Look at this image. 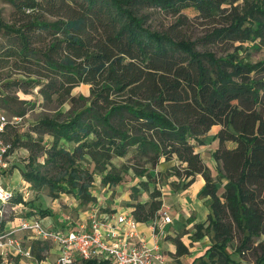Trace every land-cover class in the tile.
Here are the masks:
<instances>
[{
	"label": "trees",
	"instance_id": "16d2710c",
	"mask_svg": "<svg viewBox=\"0 0 264 264\" xmlns=\"http://www.w3.org/2000/svg\"><path fill=\"white\" fill-rule=\"evenodd\" d=\"M7 1L13 11L11 20L0 17V93L37 89L47 102L74 103L40 117L32 127L36 135L11 138L14 124H7L3 136L11 151L17 146L30 151L24 178L48 186L53 197L71 192L84 204L95 199L97 170L105 172V183L121 182V175L109 170L114 156L131 153L136 174L149 180L154 175L147 162L155 166L162 157H175L179 165L172 172L183 180L181 188L201 173L205 183L199 193L212 199L208 218L196 223L192 236L215 231L201 264H243L228 250L235 232L241 233L240 251L264 232V57L253 61L230 48L240 39L245 48L249 39L260 38L264 45V0L241 5L239 0ZM188 7L214 24L200 39L205 48L182 34L190 21ZM160 14L174 20L153 25ZM83 82L90 84V95L74 94ZM30 100L0 95V104L13 115L25 114L27 107L19 103ZM215 124L219 128L209 133ZM45 134L52 136L49 142ZM206 135L218 139L216 172L197 150ZM132 198L135 218L153 224L163 205L161 190L153 189L147 200ZM4 224L0 219L1 228ZM173 240L177 254L188 251L181 235ZM30 245L37 260L46 258L49 241L33 238Z\"/></svg>",
	"mask_w": 264,
	"mask_h": 264
},
{
	"label": "rangeland",
	"instance_id": "374dc122",
	"mask_svg": "<svg viewBox=\"0 0 264 264\" xmlns=\"http://www.w3.org/2000/svg\"><path fill=\"white\" fill-rule=\"evenodd\" d=\"M244 0H239L236 3L241 5ZM235 3V4H236ZM245 6V3H244ZM13 11V5L7 0H0V17H3L6 20H11V13ZM239 11L242 13L244 9L241 8ZM190 16V21L186 25V27H182V34L192 39H195L198 42L199 48H205V45L201 43V38L207 34L212 28L214 24L208 23L201 17L196 16V9L194 7H188L184 10ZM174 20V17L171 15L160 14L154 18L152 21L153 25L156 26H166L170 22ZM1 39V36H0ZM260 38L249 39L248 43L250 46L247 48L242 47L241 45L245 44V40H238L234 45L231 46L230 51H237L240 55H248L249 59L256 61L262 59L264 57V45L258 44ZM253 43H257L253 45ZM237 48V49H236ZM215 50H217L218 54H222L224 52L220 51V46H215ZM2 79L1 81H4ZM10 93L12 96H18L19 98L31 99L29 104L19 103V105H24L27 107V111L23 114L22 119L15 123L13 127H9L8 135L11 138L16 134L25 135L28 132L35 133L32 130L34 123L38 121V119L44 115H52L57 114L58 111H67L74 103L71 100H67L64 104H60L57 101L47 102L45 101L41 94L37 89L31 92H24L23 90L10 91L6 88H1L2 94ZM73 93L76 95H90V84L89 83H81L73 89ZM0 111L6 113L10 118H12L13 114L10 110L6 109L0 104ZM36 135V133H35ZM211 135L204 136V143L199 144L201 150L203 151V157L206 158V162L213 164V171L217 165V160L212 155V150L215 146H213V139L210 140ZM46 141H50L52 136L50 134H45ZM209 143V144H208ZM232 145V143H228ZM71 146V143L67 144ZM199 147V148H200ZM30 155L29 149L24 146H17L12 151L10 156L8 157L9 166L1 171L0 181L4 185H8L14 187L17 191V195H27V204L26 206H19L17 212H13V209H8L3 212V215H0V219L5 222L4 226H8L12 223H15L18 220V215H25L27 211H33L34 208H49L50 212L41 213L35 212L33 215H37L41 219L43 218L44 222L51 223L53 227H60L63 225V221L70 220L71 223L80 222L85 218V208L97 206L100 210H104V212H113L116 209L112 208L110 205H103L102 200H100L99 195H109V198L115 197L117 195H136L139 199H150L151 191L153 189H159L163 195H174L173 192L177 191L181 188L182 181L179 177L174 174L172 171V167L174 165H179L178 160L173 157L170 160H166L165 157H162L160 161L155 166H151L149 162L146 165H150V170L153 173V177L149 180V177L146 175L136 174V168L134 167L131 161V153L124 157L114 156L112 158L113 165L109 166V170L112 172H117L121 175L122 180L119 183H105L102 180V174L105 172H101L97 170L95 174V181H97V190H94L95 199L92 201L93 203H79L76 196L71 192H61L58 197H53L50 193V188L46 185L37 187L32 183L30 186L26 187L24 181H28L24 178L22 174V169L25 167L28 162ZM44 157L42 156L41 159ZM149 180L148 185L142 184L140 181ZM180 185L179 187L177 185ZM137 187L136 189L134 187ZM172 191V192H171ZM24 192V193H23ZM165 201V200H164ZM171 201H169L170 203ZM174 202V201H173ZM211 204V200H210ZM164 207V205H162ZM165 208V207H164ZM168 208V207H166ZM172 209V208H171ZM173 216L174 213L171 210ZM68 215L69 220L64 219V216ZM178 219H181L180 216L175 215ZM200 222V221H199ZM184 222L179 228H184ZM2 227V228H3ZM0 227V229H2ZM171 228H174V223L168 224L165 228L166 232H169ZM197 226L196 224L188 227V231L191 233L190 236H194L196 232ZM215 235L214 229L211 227L206 230L205 234L197 237V241H199L198 246L202 247L201 250L188 251L183 254H177L176 251L174 264H201L203 257L202 255L205 253L206 248L211 244ZM17 236L19 239L23 241L25 245L30 244L31 240H29L25 233L18 232ZM31 239V238H30ZM241 242V233L240 231L235 232L234 239L230 242L228 246V250L231 252L232 258L239 260L243 264H264V232L261 236L257 237L253 242H251L246 248L244 247L241 251L238 249V246ZM170 241L162 239V248L169 249ZM46 258L44 261H41V264H56L57 261V252L56 248L52 243H50V248L45 251ZM36 259L26 257L20 254H10L8 256V263L11 264H33ZM206 260L210 261L209 255H206ZM83 261V260H82ZM219 264V263H216Z\"/></svg>",
	"mask_w": 264,
	"mask_h": 264
},
{
	"label": "built area",
	"instance_id": "2783aa9c",
	"mask_svg": "<svg viewBox=\"0 0 264 264\" xmlns=\"http://www.w3.org/2000/svg\"><path fill=\"white\" fill-rule=\"evenodd\" d=\"M23 115H13L10 118L0 111V177L1 171L9 166L8 157L11 154V142L6 140L3 132L9 122L15 124ZM30 186V181H24ZM24 193V192H23ZM17 191L14 187L4 185L0 181V215L13 209L17 212L19 206H26L27 195H21L22 201L15 202ZM160 216L154 220V236L160 232L156 229L173 220L168 208H160ZM18 220L0 229V264L8 263V256L20 254L34 258L30 244L25 245L17 236L18 232L26 234L29 240L36 238L49 241L57 252L56 264H76L82 260L102 259L111 264H160L156 259L163 260V254L158 251V244L151 245L139 230L140 221L130 211H113L105 213L97 206L90 207L86 217L80 221L63 223L60 227L46 225L37 215H18ZM31 238V239H30ZM35 260L33 264H41Z\"/></svg>",
	"mask_w": 264,
	"mask_h": 264
},
{
	"label": "crops",
	"instance_id": "0c3cea01",
	"mask_svg": "<svg viewBox=\"0 0 264 264\" xmlns=\"http://www.w3.org/2000/svg\"><path fill=\"white\" fill-rule=\"evenodd\" d=\"M218 128L219 125L216 124L213 125L209 133L216 132ZM212 143L213 146H215L214 147L215 149L218 146V139H213ZM199 147L200 146L198 144L197 150L200 151L203 156V151L201 150V147L200 148ZM213 150H212V155H213ZM204 159L206 160V158ZM206 163L209 164L210 167L213 169V164L208 162ZM214 167H216L214 170H217V165L216 166L214 165ZM204 183H205L204 176L201 173H198L195 179L193 180V182L189 184L187 187L183 189H178L177 191L173 192L174 195L162 196L164 207L165 208L168 207L171 214H172L171 212L172 210L174 216L172 214L173 217L172 221L166 222L162 226L156 229L158 232H160L158 236H154V232L156 231H154L155 228L153 224H149L146 222L139 223V230L141 234L146 238L147 242L151 245H154L156 243L158 244V251L163 254V260L156 259L160 264L175 263L174 261L175 257L173 255H175L176 253V251L174 250L177 248V245L173 240V237H176L177 235H181V239L187 245L188 251L202 249V247L198 246L199 241L195 240L192 236L189 237L191 233L188 231V227H191L192 225L196 224L199 221H205L208 218L209 213L211 212V204H210V200L212 201L211 197L203 196L200 195L199 193ZM95 185L97 186V181H94V190H97ZM99 196H100L99 197L100 200H102L103 202V205H110L112 208L116 209L115 212L130 211L132 213L134 207L130 204L133 201L131 195H117L115 197H112L111 199L109 198V195H99ZM141 200L143 201L147 199H141ZM169 201L171 202L169 203ZM91 203L93 202L91 201ZM89 208H85L86 215ZM105 213L108 212L106 211ZM175 215L180 216L181 219H178L177 217H175ZM43 218L42 220H44ZM67 218H69V216L65 215L64 219ZM182 221L184 222V226H183L184 228L178 229V227H180V225L182 224ZM172 222L174 223V228H171L169 232H166L165 228L168 226V224H171ZM44 223L46 225L51 226V223H47V222ZM63 223H69V222L63 221ZM162 239L169 240L170 241L169 246L171 248L169 249L162 248V246L164 245L162 244Z\"/></svg>",
	"mask_w": 264,
	"mask_h": 264
}]
</instances>
